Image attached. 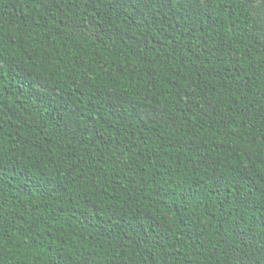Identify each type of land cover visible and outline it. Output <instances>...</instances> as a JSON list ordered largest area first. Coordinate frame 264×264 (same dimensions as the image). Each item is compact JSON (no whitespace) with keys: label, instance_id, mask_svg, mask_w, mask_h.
<instances>
[{"label":"trees","instance_id":"trees-1","mask_svg":"<svg viewBox=\"0 0 264 264\" xmlns=\"http://www.w3.org/2000/svg\"><path fill=\"white\" fill-rule=\"evenodd\" d=\"M264 0H0V264H264Z\"/></svg>","mask_w":264,"mask_h":264},{"label":"rangeland","instance_id":"rangeland-1","mask_svg":"<svg viewBox=\"0 0 264 264\" xmlns=\"http://www.w3.org/2000/svg\"><path fill=\"white\" fill-rule=\"evenodd\" d=\"M257 17H258L260 20H263V21H264V15H263V14L258 13V14H257Z\"/></svg>","mask_w":264,"mask_h":264}]
</instances>
